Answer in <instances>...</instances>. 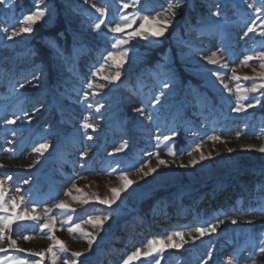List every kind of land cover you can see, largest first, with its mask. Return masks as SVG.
<instances>
[{
  "label": "rangeland",
  "instance_id": "obj_1",
  "mask_svg": "<svg viewBox=\"0 0 264 264\" xmlns=\"http://www.w3.org/2000/svg\"><path fill=\"white\" fill-rule=\"evenodd\" d=\"M35 2L7 0L5 5H0V29L22 26L18 21L35 10ZM122 2L130 0H89L88 3L85 0H45L49 15L34 25L31 34L12 41L0 39V165H3L0 178L12 177L6 184L10 193L20 187L31 196L36 207L33 215L40 217L39 223L46 219L43 209L52 208L49 215L56 218L54 234L68 247V256L73 251H85L87 244L80 233L70 235L67 225L62 227L66 214L54 205L65 200L77 210L73 216L77 223L88 216L112 212L113 218L104 225L93 249L80 258L83 264H122L136 248L143 251V245L150 239L200 226L205 221L214 222L217 218L224 219L225 223L215 235L202 237L195 243L189 239L179 250L166 249L161 264H200L209 250L213 251L214 264H224L235 250L249 247L250 234L264 230V218L258 215L254 225L243 223L244 219H253L252 211L264 198L261 191L264 153L256 150L264 145V97H261V105L245 113L231 111L236 102L235 86L252 84L250 80H232V69L240 77L253 76V68L261 71L258 61H250L248 66L241 61L250 48L264 43V38L250 34V38L240 39L244 21L253 18L244 0H182V7L165 37L154 45L139 38L131 40L125 46L129 49V61L121 70L120 81L108 84L99 95L93 96L91 93L95 90L88 89L87 82L93 71L105 65L95 79L97 83H107L101 77L113 68L111 62L105 64L102 57L111 50L110 38L121 35L108 31L114 26L109 21L136 11L122 9ZM248 2L259 4L261 0ZM92 3L107 8L105 25L99 32L92 27L99 17ZM167 3L168 0H142L138 8L142 15L155 14L167 7ZM216 4L221 6L223 15L220 17L212 15ZM62 23L65 29H57ZM138 24L139 21L133 28ZM215 25L219 27L214 28ZM41 30L52 33L38 38ZM37 43L53 55L50 67L41 60L35 48ZM217 49H227L223 61L228 64L227 68L207 64L202 59ZM164 64L177 71L176 86L156 118L148 120L145 117L150 107L141 101L154 84L153 74ZM210 71H219L233 93L225 91ZM33 72L39 76V87L20 89L17 82L22 83L25 77L31 80ZM14 85L18 96L12 92ZM84 92H89L87 100ZM97 102L105 104L99 113L95 111ZM89 104L93 107L89 108ZM136 107L145 108V117L134 112ZM21 109L34 113L31 124L26 121L17 125L3 123L13 113L21 114ZM85 117L100 126L95 133L87 130V134L94 137L91 141L84 139L86 130L81 125ZM13 128L16 136L12 135ZM170 130H175L176 136L166 144H158L155 137L169 134ZM212 135L220 136L221 140H209ZM179 136L184 138L181 147L177 145ZM41 138L47 139L52 147L40 157L38 164L29 168L37 159L33 147ZM123 140L128 141L127 149L110 155ZM200 141H204L201 151L205 155L211 153L212 158L195 167H180L193 157H199L198 152H193V157L186 153ZM168 147L177 153L175 157L167 155ZM228 148L233 151L229 153ZM85 149L89 150V155L82 158L80 153ZM156 152L168 166L161 165L157 173L140 179L136 169L144 166L147 171L149 167H156V156L149 155ZM122 171H127L129 179L138 183L121 193V198L108 209L92 194H98L101 199L111 197L110 189L121 184L118 177ZM25 180L29 183L25 184ZM73 183L81 189L80 193L72 189ZM69 189L72 195L86 196L89 203L83 205L65 196ZM162 190L168 191L156 199L150 214L140 217L137 205L147 203ZM225 214L241 222L233 225ZM82 227L85 231H95L91 225ZM46 232H41L36 221L25 220L20 222L12 238L17 239L19 247L40 251L51 243ZM24 235L30 239L25 241ZM243 256L246 257L247 252ZM148 261L154 264L152 257L143 256L131 264H148ZM43 264H51L47 253Z\"/></svg>",
  "mask_w": 264,
  "mask_h": 264
},
{
  "label": "snow or ice",
  "instance_id": "obj_2",
  "mask_svg": "<svg viewBox=\"0 0 264 264\" xmlns=\"http://www.w3.org/2000/svg\"><path fill=\"white\" fill-rule=\"evenodd\" d=\"M88 2L89 0H85V3ZM6 3L7 0H0V5H5ZM141 3L142 0L122 2V9L133 8L136 9V11L119 15L114 21H109V23H114V26L110 27L108 31L113 34H121L114 35L110 38L111 50H108L107 54L102 57L105 64L109 61L111 62L113 70L107 75H103L101 77L107 83H97L95 79L100 72H103L105 65H101L99 69L92 72V78H90L87 82V88L95 90L91 93V95H99L100 92L108 86V84H116L120 81L122 75L121 70L129 61V49L125 46L128 45L131 40L139 38L146 41L149 45L158 43L161 38L165 37L168 29L172 26L180 8L182 7V0H168L167 7L162 10L156 11L155 14L142 15L138 8ZM244 3L246 4L247 9L252 10L253 18L244 21L245 27L240 39H248L250 38V34H258L260 37L264 38V0H261L259 4H256L255 2H248V0H244ZM41 5H45V0H36L35 10L23 15L22 20L18 21V23L22 26H13L11 29L7 27L0 29V32L3 33V35L0 36V39L6 38L8 41H12L24 34H31L34 30V25L42 20H45L46 16L49 15L50 10L47 6L45 5L42 8ZM91 7L99 14L97 22H95L92 26L95 31L99 32L101 30V26L105 25L104 17L107 16V8L105 6H97L96 3H92ZM214 7L216 8V11L212 12L213 16L220 17L223 15L220 11L221 6L219 4L214 5ZM137 21H139L138 27L133 28V25L136 24ZM257 21H260L259 25H257ZM213 27L216 28L219 27V25H215ZM129 29L131 30L129 31ZM222 51L223 54H221ZM226 53L227 49H217V51L211 52L210 55L203 56L202 59L206 61L207 64L219 65L221 68H227L228 64L223 62L224 55ZM253 60L259 62V68L261 69V71H257L256 68H253V76L245 75L240 77L236 75L235 69H232V80L239 81L243 79L244 81H252L250 87H242L240 84L235 86L236 102L231 111L237 114L245 113L249 109L261 105V97H264V43H261L259 47L250 48L249 54L244 55L241 64L248 66L249 62ZM210 74L220 82L225 91L230 94L233 93V88L224 81V78L219 71H210ZM153 75L155 77L154 84L148 93L143 94L144 99L141 101L142 104L150 107V111L145 117L144 107L134 108V112L148 120H154L159 111L162 110L170 100L172 91L176 86L177 71L170 65L164 64L159 65L158 71ZM33 81H36L37 83L34 84ZM17 83H19L20 89H24L26 87H39V76L36 72H33L31 80L25 77L22 83ZM12 92L16 96L19 95L15 85L12 88ZM255 93H259V95H251ZM83 95L84 99L87 100L89 92H84ZM88 107L92 108L93 105L89 104ZM104 108L105 104L97 102L95 111L99 113ZM33 118L34 113L30 114L21 109V114L13 113L11 118H6L3 123L5 125H17L18 122L23 123L26 121L28 124H31ZM81 127L86 130L84 139L91 141L94 137L91 134H87V130H91V132L95 133L98 131L100 126L98 123L90 122L89 118L85 117ZM176 134L175 130H170L169 134L157 135L155 139L158 144H166V142L171 141ZM12 135H17L15 128L12 129ZM262 135H264V131H262ZM239 136L240 133L237 132V138H239ZM208 139L211 141H220L221 137L218 135H212L209 136ZM9 143H13V141H9ZM203 143L204 141L196 143L192 150L186 153L189 157H193V152H198L199 157H193L187 164H181L180 167H195L202 161L212 158L211 153L205 155L204 152L201 151ZM51 147L52 145L47 139L41 138V141L33 147V151L37 153V159L28 167L32 168L35 164H38L40 162V157H42ZM127 147L128 141L123 140L119 146L113 149V152L110 153V155L121 153L125 151ZM248 147L249 149L252 148L251 145ZM256 150L264 153V145H261ZM227 151L231 153L233 149L228 148ZM80 155L82 158H87L89 150L85 149L80 153ZM149 155L156 156L157 166L149 167L147 171H145L144 166L137 168L136 172L140 179H144L153 173H157L158 168L161 165L168 166L166 160L160 159L159 152L150 153ZM167 155L175 157L177 153L171 147H168ZM0 167H3V165H0ZM118 178L121 184L119 187H112L110 189L112 194L111 197L106 196L101 199L98 194H92V196L99 201L100 204L106 205L108 209H112V206L121 198V193L126 192L132 185L138 183L137 180L129 179L127 171L120 172ZM11 180V176L0 178V264H43L46 253L49 255L51 264H83V261H81L80 258L84 256L87 251H91L93 249V245L97 242L100 232L104 231V225L113 218L112 212L109 211L103 215L88 216L86 219L77 223L73 218L77 210L75 208H71L65 200H59L54 207L62 210L63 214H66V219L62 222V227L67 225V231L70 235L73 233H80L83 240L86 241L87 244L85 251H73L70 256H68L66 255L69 253L68 247L54 234L56 231V218L55 216L49 215V213L52 212V208L43 209V214L46 219L43 223H39L40 217L38 215H33V213L36 212L35 201L30 195H26L22 192L20 187H16L14 192L10 193L6 184ZM24 183L28 184L29 181L25 180ZM72 189H74L77 193L81 192V189L78 188L75 183H73ZM72 189H69L64 193V195L71 197L73 201H78L83 205L89 203L86 196L81 198L80 196L72 195ZM261 191H264V185L261 186ZM225 215L233 225H237L241 222L236 218L227 216V214ZM251 215L253 216V219H244L243 223L254 225L256 223L255 217L257 215L264 218V198H262L260 206L257 209H254ZM25 220L36 221L42 233L47 230L46 236L51 243L46 249H42L40 251L24 249L19 247L17 239L12 238L13 232L20 227V222ZM224 223V219L217 218L214 222L205 221L200 226L191 227L185 230L172 231L162 236L150 239L145 245H143V251L141 248H136L135 251L131 252L123 259L122 264H131L134 259H138L141 256L145 258L152 257L154 259V264H161V258L163 257V253L166 249L179 250L189 242V239L192 243H195L202 237L215 235L220 225ZM83 224L91 225L95 231H85L82 227ZM186 237H188V239H186ZM22 238L25 241L30 239L28 235H24ZM248 239L249 247L235 250L226 258L224 264H241L242 260L243 264H264V230L259 233L250 234ZM177 240L179 242H175ZM25 252L28 253L27 256L20 255ZM244 252H247L246 257L243 256ZM36 257L39 259H36ZM258 258L260 259L258 260ZM210 262H213L212 250L207 252L206 256L202 258L200 264H210ZM148 264H151V261H148Z\"/></svg>",
  "mask_w": 264,
  "mask_h": 264
},
{
  "label": "trees",
  "instance_id": "obj_3",
  "mask_svg": "<svg viewBox=\"0 0 264 264\" xmlns=\"http://www.w3.org/2000/svg\"><path fill=\"white\" fill-rule=\"evenodd\" d=\"M64 26H65V24L62 23V24L59 25V27L57 29L60 28L61 30H64L65 29ZM51 33L52 32H49L47 30H41L40 33H39L38 38H41V37H43L45 35H50ZM35 48L39 52L41 60L46 65H48L50 67L51 66L50 64L53 61L52 60L53 55H50V52L47 49H45V47H43L39 43L35 44ZM183 139H184L183 136H179L178 137V141H177L178 147H181L184 144V140ZM167 191H165V190L159 191V192L155 193V195L153 197H151V199H149L147 201V203L145 202V204H144V202H142L141 204L137 205V208H138L137 209L138 210L137 213L139 214V216L143 217V216H146V215L150 214V207L153 206V203L156 201V199L158 197L162 196Z\"/></svg>",
  "mask_w": 264,
  "mask_h": 264
}]
</instances>
